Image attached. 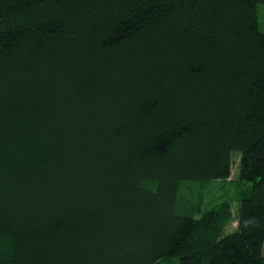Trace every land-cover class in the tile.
<instances>
[{
	"label": "trees",
	"instance_id": "16d2710c",
	"mask_svg": "<svg viewBox=\"0 0 264 264\" xmlns=\"http://www.w3.org/2000/svg\"><path fill=\"white\" fill-rule=\"evenodd\" d=\"M259 6L0 0V264H264Z\"/></svg>",
	"mask_w": 264,
	"mask_h": 264
},
{
	"label": "rangeland",
	"instance_id": "374dc122",
	"mask_svg": "<svg viewBox=\"0 0 264 264\" xmlns=\"http://www.w3.org/2000/svg\"><path fill=\"white\" fill-rule=\"evenodd\" d=\"M258 16H259V26H260V30L262 32H264V6H259L258 8ZM237 176V170H236V166L232 168V173H231V177L228 179L229 184H233L234 180L236 179ZM191 188V189H190ZM190 190L192 192H190ZM236 190L234 189V187L231 185H225L224 182H215L212 183L211 185H208L205 188H201L199 186H184L181 189V193L183 194V197H185L186 199H190L193 200L191 201L192 203L194 202V197L196 196L195 193H200L203 192L206 195V199L208 201H211L213 203H215L216 201H218V199L224 198L226 200H230V204L232 206V212L235 213V203H233V199H235V195H236ZM228 192V193H227ZM225 195V196H224ZM236 228V223H233L232 226L230 227L231 230Z\"/></svg>",
	"mask_w": 264,
	"mask_h": 264
}]
</instances>
